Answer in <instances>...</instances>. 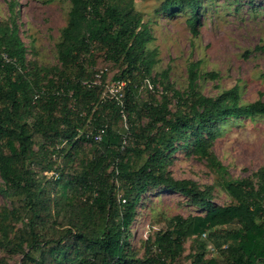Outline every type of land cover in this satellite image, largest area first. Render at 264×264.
<instances>
[{"label":"trees","instance_id":"1","mask_svg":"<svg viewBox=\"0 0 264 264\" xmlns=\"http://www.w3.org/2000/svg\"><path fill=\"white\" fill-rule=\"evenodd\" d=\"M67 1L55 44L59 65L43 67L51 75L43 84L22 71L15 0L9 21H0V175L7 181L0 183V249L21 254L20 264H179L184 240L193 237L189 264H264V167L255 180L234 178L212 150L224 123L263 117L264 101L243 103L237 84L202 93L196 62L186 89H176L169 68L153 71L151 28L134 0ZM201 1L162 0L156 11H186L196 36ZM98 50L117 68L120 97L103 96L101 72L86 64ZM86 125L91 129L81 131ZM178 149L206 160L230 202L212 200L214 184L172 175ZM154 190L178 192L204 213L171 216L138 256L133 223ZM221 225L230 227L216 234ZM210 239L218 256L205 258ZM0 264H8L5 257Z\"/></svg>","mask_w":264,"mask_h":264},{"label":"rangeland","instance_id":"2","mask_svg":"<svg viewBox=\"0 0 264 264\" xmlns=\"http://www.w3.org/2000/svg\"><path fill=\"white\" fill-rule=\"evenodd\" d=\"M9 1L0 0L2 22L9 21ZM15 1V21L25 47L22 71L31 80L38 74L41 78L40 84H43L51 76L43 67L59 65L55 44L60 29L66 23L68 1ZM161 1L134 0L135 9L151 28L153 39L148 46L156 49L153 71L169 68L170 81L176 89L182 91L188 84V67L196 62V82L202 93L215 96L237 84L243 103L258 98L264 101V78L261 77L264 70V0H202L198 9L196 36L189 29V14L186 11H179L174 15L156 11ZM94 53L86 64L101 72L96 81L104 84L103 96L120 97L121 85L114 81L116 66L106 60L101 51ZM154 86L163 91L160 83ZM143 87L141 85L137 93L139 101L145 100L148 95ZM115 125L120 131L125 127H121L122 123L119 121ZM87 127L88 125L80 130L91 129ZM212 150L231 177H252L255 180L253 173L264 167V116L242 117L224 123L220 135L214 140ZM169 170L175 178H190L200 186L214 184L212 200L220 205L230 202L229 195L217 184L214 170L208 166L206 160L197 155L178 149L173 155ZM51 173L52 171L48 172ZM0 183H7L1 175ZM145 194L137 207V219L133 223L130 240L131 247L135 248L138 256H142L145 251L147 237L153 238L159 228L166 226L171 216L204 213L178 192L154 190ZM3 203L5 200L0 194V204ZM228 227L230 226H218L215 233H224ZM204 237L206 236L202 235ZM210 240L206 245L205 258L218 256L219 247L214 239ZM195 243L196 239L193 237L184 240L179 264H189V255L192 254ZM0 257H5L8 264L21 262L19 253L9 254L0 249Z\"/></svg>","mask_w":264,"mask_h":264},{"label":"built area","instance_id":"3","mask_svg":"<svg viewBox=\"0 0 264 264\" xmlns=\"http://www.w3.org/2000/svg\"><path fill=\"white\" fill-rule=\"evenodd\" d=\"M96 138H99V136H96ZM212 249V248H211Z\"/></svg>","mask_w":264,"mask_h":264}]
</instances>
